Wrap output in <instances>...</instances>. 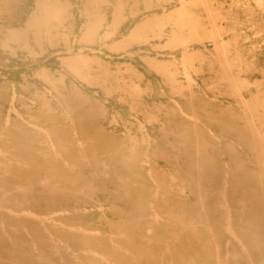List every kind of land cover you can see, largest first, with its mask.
<instances>
[{"label": "rangeland", "instance_id": "obj_1", "mask_svg": "<svg viewBox=\"0 0 264 264\" xmlns=\"http://www.w3.org/2000/svg\"><path fill=\"white\" fill-rule=\"evenodd\" d=\"M233 1L48 0L57 12L45 17L38 0H0V184L21 180L0 188V264H122L138 233L146 244L180 240L188 214L193 224L229 217V235L247 243L232 194L241 181L264 192V0ZM207 7L220 10L211 20L223 23L224 52ZM136 166L139 181L121 175ZM143 181L148 197L128 209L109 190ZM173 201L180 219L166 210ZM140 204L147 212L135 216ZM125 218L148 225L123 230ZM208 232L197 239L230 242Z\"/></svg>", "mask_w": 264, "mask_h": 264}, {"label": "bare ground", "instance_id": "obj_2", "mask_svg": "<svg viewBox=\"0 0 264 264\" xmlns=\"http://www.w3.org/2000/svg\"><path fill=\"white\" fill-rule=\"evenodd\" d=\"M39 7L45 14H51L53 12H57L56 8H52L48 0H38ZM204 1V0H203ZM241 0H234L233 3L237 4L240 3ZM209 18V25L211 26L210 30V40L216 42L219 41L218 44L215 43V49H219L224 52V47L227 43V38L224 36L225 32L222 31L221 25L217 28L214 25V22L211 20L214 17H220V10L215 9L212 13V9L207 7L206 9ZM226 18V17H225ZM182 19V17H181ZM228 19V17H227ZM45 20V18L43 19ZM44 23L45 21H41ZM177 25L181 28H186L188 25L184 24L183 21H177ZM183 30V29H182ZM190 29L184 30V34L186 31ZM187 41L184 39H180L179 43L183 44ZM79 57V56H78ZM81 58V57H79ZM237 59V58H236ZM223 72L227 74H231V70L228 68L229 66V59L225 53H222L218 59ZM246 84L242 87L238 85H233L234 91L237 95L240 94V91L246 88ZM257 93L264 95V86L257 87ZM246 110L251 108L248 104H244ZM236 135L242 137L246 135L243 132H236ZM211 163L216 168L218 162L216 160H211ZM42 167L38 170L42 171ZM121 175L123 177L127 176L132 181H139L142 177V168L135 167L133 169L125 168L121 170ZM219 171H216L211 174L209 178V182H217L219 181ZM20 179L18 178H9L7 177L3 183L0 184V188L2 191H6L11 186L17 182L20 184ZM34 181H28L26 184L31 185ZM102 183H99L98 186H101ZM116 182L112 183L109 186L110 192H118L120 191L122 195L126 197V200L123 202L125 207L131 208L132 200H136L138 203L143 202L149 195V192L146 190L147 184L143 181L140 185L139 189H136L131 186H123ZM198 187L195 183L189 184V188ZM232 197L235 198L234 207L236 209V224L235 227L239 229H244L245 231L238 233L237 236H245L247 238V243L245 245H238V240L233 238L229 235L230 230L228 229L229 221L231 220L229 217L222 218L221 220L213 223H209L207 221H198L195 224L191 222V219L194 218V214H188L187 220L188 225L186 228L187 230L184 231L183 234L180 235L181 239L174 240V242H170L169 245L162 244L161 242H154L152 244H146L143 241V233H138L136 236H133L132 240L125 245V247L130 248L134 251L135 258L127 259L122 262V264H264V230L260 231L259 227L262 223H264V192L261 189L252 188L249 186L245 181H241L237 184V189L232 194ZM15 200L17 201V195H10L8 196V200ZM197 201V200H196ZM243 203V204H242ZM258 203V205L252 210H245L243 211L242 206L250 207L251 204ZM207 209L208 211H213L219 205V202L215 200V197L212 196L211 200L208 201ZM70 206H76L71 205ZM123 209L120 205H118L115 210L116 212ZM183 204L174 202L170 203V205L166 208L169 212V216L171 218L180 219L183 213ZM147 212L146 207L143 204H140L138 207H134L135 216L145 215ZM123 230H136L138 227L144 228L148 225L147 221L142 222H134L125 218L124 223L122 224ZM247 229V230H246ZM161 228L156 226L154 228V236L159 233ZM208 231L214 232L218 241H223L225 237H228L230 242L225 244L223 247L217 248L216 246L212 247V242L210 241L209 237L206 235L199 241L196 237L198 232H206ZM178 241L181 243L189 241V244L184 247H176Z\"/></svg>", "mask_w": 264, "mask_h": 264}]
</instances>
